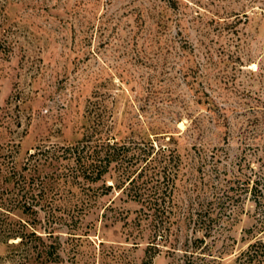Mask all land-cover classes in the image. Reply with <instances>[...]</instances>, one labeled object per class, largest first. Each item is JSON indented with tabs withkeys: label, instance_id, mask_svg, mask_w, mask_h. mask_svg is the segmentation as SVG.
Instances as JSON below:
<instances>
[{
	"label": "rangeland",
	"instance_id": "1",
	"mask_svg": "<svg viewBox=\"0 0 264 264\" xmlns=\"http://www.w3.org/2000/svg\"><path fill=\"white\" fill-rule=\"evenodd\" d=\"M97 124L177 149L184 210L246 184L194 235L214 255L227 246L219 264H234L254 241L252 190L264 193V0H0V264H44L49 245L46 264H145L147 240H127L140 206L126 193L59 164L33 178L25 166ZM27 223L44 244L12 245L9 231ZM148 260L172 264L165 249Z\"/></svg>",
	"mask_w": 264,
	"mask_h": 264
},
{
	"label": "trees",
	"instance_id": "2",
	"mask_svg": "<svg viewBox=\"0 0 264 264\" xmlns=\"http://www.w3.org/2000/svg\"><path fill=\"white\" fill-rule=\"evenodd\" d=\"M139 138L118 140L97 124L75 144L56 147L54 150L37 148L29 155L25 166L29 172L32 171L30 176L33 178L44 168L59 164L66 177L91 183L102 181L108 190L119 189L126 193L129 199L140 206L136 218L126 223L127 240H132L133 244H138V238L147 240L145 264L149 263L148 258L153 259L162 254L164 249L171 257L172 264H219L224 259L222 256L227 246L224 245L225 249L219 255H214L212 248L215 246L206 241L207 235H194L198 231L212 229L215 223H219L222 212L234 208L241 200L239 188L249 190L246 184L239 185L236 193H233V187L226 191L224 202L214 201L212 207H205L202 202L191 199L192 202L184 210L176 199L177 179L182 166L177 149L168 145L156 149L151 138ZM107 177L113 183L107 185ZM252 193L259 213L255 224L246 233L254 241L236 256L234 264H264V199L260 198L264 193L257 187ZM25 210L36 212L32 204ZM192 223L193 236L188 235L182 240L184 231L181 227L188 228ZM32 224L27 223V226L9 231L8 239L20 238L19 242L12 243L13 246L24 245L28 237L44 244L43 236L38 233L37 226ZM48 248L53 246L49 245L40 252H45L44 264L52 255L50 251H45Z\"/></svg>",
	"mask_w": 264,
	"mask_h": 264
}]
</instances>
